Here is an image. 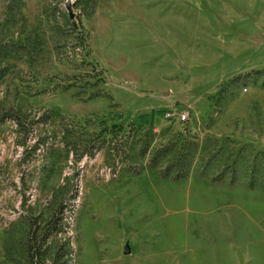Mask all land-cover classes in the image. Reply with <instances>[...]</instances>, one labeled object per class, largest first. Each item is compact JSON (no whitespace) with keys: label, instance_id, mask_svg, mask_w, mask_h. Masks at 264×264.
Instances as JSON below:
<instances>
[{"label":"rangeland","instance_id":"374dc122","mask_svg":"<svg viewBox=\"0 0 264 264\" xmlns=\"http://www.w3.org/2000/svg\"><path fill=\"white\" fill-rule=\"evenodd\" d=\"M0 264H264V0H0Z\"/></svg>","mask_w":264,"mask_h":264},{"label":"built area","instance_id":"2783aa9c","mask_svg":"<svg viewBox=\"0 0 264 264\" xmlns=\"http://www.w3.org/2000/svg\"><path fill=\"white\" fill-rule=\"evenodd\" d=\"M180 119H181V121H185L186 118H185V116H182Z\"/></svg>","mask_w":264,"mask_h":264},{"label":"crops","instance_id":"0c3cea01","mask_svg":"<svg viewBox=\"0 0 264 264\" xmlns=\"http://www.w3.org/2000/svg\"><path fill=\"white\" fill-rule=\"evenodd\" d=\"M166 255H170V256H173L174 254H168V253H167Z\"/></svg>","mask_w":264,"mask_h":264},{"label":"water","instance_id":"95a60500","mask_svg":"<svg viewBox=\"0 0 264 264\" xmlns=\"http://www.w3.org/2000/svg\"><path fill=\"white\" fill-rule=\"evenodd\" d=\"M129 251L128 250H126V254L128 253Z\"/></svg>","mask_w":264,"mask_h":264}]
</instances>
